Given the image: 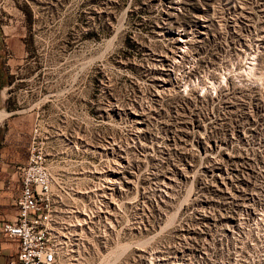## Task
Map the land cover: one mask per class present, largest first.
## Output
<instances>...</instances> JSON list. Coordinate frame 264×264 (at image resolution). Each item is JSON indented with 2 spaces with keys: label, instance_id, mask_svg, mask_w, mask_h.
I'll use <instances>...</instances> for the list:
<instances>
[{
  "label": "rangeland",
  "instance_id": "obj_1",
  "mask_svg": "<svg viewBox=\"0 0 264 264\" xmlns=\"http://www.w3.org/2000/svg\"><path fill=\"white\" fill-rule=\"evenodd\" d=\"M0 69L57 264H264V0H0Z\"/></svg>",
  "mask_w": 264,
  "mask_h": 264
},
{
  "label": "built area",
  "instance_id": "obj_2",
  "mask_svg": "<svg viewBox=\"0 0 264 264\" xmlns=\"http://www.w3.org/2000/svg\"><path fill=\"white\" fill-rule=\"evenodd\" d=\"M34 143L31 139L26 162L18 166L21 187L15 198L17 215L2 225L3 237L18 241L17 256L7 264H57L52 178Z\"/></svg>",
  "mask_w": 264,
  "mask_h": 264
},
{
  "label": "crops",
  "instance_id": "obj_3",
  "mask_svg": "<svg viewBox=\"0 0 264 264\" xmlns=\"http://www.w3.org/2000/svg\"><path fill=\"white\" fill-rule=\"evenodd\" d=\"M6 125L10 124L7 121ZM25 163V162H23ZM22 163V164H23ZM21 187L18 166L0 160V264H7L10 259L17 256L18 241L7 239L2 235V225L13 220L17 215L15 198Z\"/></svg>",
  "mask_w": 264,
  "mask_h": 264
},
{
  "label": "trees",
  "instance_id": "obj_4",
  "mask_svg": "<svg viewBox=\"0 0 264 264\" xmlns=\"http://www.w3.org/2000/svg\"><path fill=\"white\" fill-rule=\"evenodd\" d=\"M12 78V75H9L7 72L3 73L0 69V89L5 85L10 84L12 82Z\"/></svg>",
  "mask_w": 264,
  "mask_h": 264
}]
</instances>
